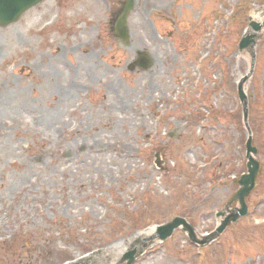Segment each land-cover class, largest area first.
Wrapping results in <instances>:
<instances>
[{
    "label": "rangeland",
    "instance_id": "rangeland-1",
    "mask_svg": "<svg viewBox=\"0 0 264 264\" xmlns=\"http://www.w3.org/2000/svg\"><path fill=\"white\" fill-rule=\"evenodd\" d=\"M124 1L43 0L0 26V264H126L176 216L203 239L247 172L250 132L248 214L202 246L178 228L133 264H264V27L243 83L251 130L238 96L264 0H135L121 43Z\"/></svg>",
    "mask_w": 264,
    "mask_h": 264
},
{
    "label": "water",
    "instance_id": "water-1",
    "mask_svg": "<svg viewBox=\"0 0 264 264\" xmlns=\"http://www.w3.org/2000/svg\"><path fill=\"white\" fill-rule=\"evenodd\" d=\"M42 0H0V26H7L18 21L21 16L28 11L30 8L39 4ZM135 5V0H126L123 4V7L120 10L118 17L114 21L113 30L115 35L123 42H127L130 38V28L128 25V15ZM264 27V21L258 22L256 20H251L249 33L243 36L240 41L239 47L241 50H248L252 56V68L250 74H248L245 79L239 84V98L243 104L244 110V122L246 126H249V98L243 88V83L246 81L252 74V71L256 63V43L257 39L260 37L262 28ZM134 64H140L144 67L149 66V53L145 51L144 53H138L137 60ZM249 130L250 127H248ZM247 168L248 172L242 174L241 178H237L236 181L239 183L240 188L235 193L231 201L226 207V210H221L217 213L218 217H223L220 222V225L216 228L215 231L206 235L203 239H200L196 233L195 227L184 217L176 216L172 221L158 226L155 234L150 236L147 239H141L139 245H134L128 252L123 256V261H126V264H133L137 257L144 253L145 249L151 245L154 240L164 241L170 236L173 235L174 231L182 227L190 237V239L201 245H206L209 242L213 241L220 234L223 233L225 228L240 219L241 217L248 214L249 208L246 202V198L251 194L254 188L257 185V178L261 170V163L255 157V154L258 152V148L253 145V137L250 132L249 139L247 141ZM158 156V154H157ZM238 200L240 207L231 208L232 204ZM140 240V239H138ZM66 264H78L75 262H70Z\"/></svg>",
    "mask_w": 264,
    "mask_h": 264
},
{
    "label": "bare ground",
    "instance_id": "bare-ground-1",
    "mask_svg": "<svg viewBox=\"0 0 264 264\" xmlns=\"http://www.w3.org/2000/svg\"><path fill=\"white\" fill-rule=\"evenodd\" d=\"M253 17H254V19H256V21H258V22H263V20H264V13H256L255 15H253ZM154 233H155V228H154V227L145 230V232H143L142 235H140V236L138 237V239H140V240L135 241L133 244H137V245H139V244H140L139 241H141V239H147V238H149L150 236H152ZM90 259H91V258H90ZM90 259L85 260V262L90 261Z\"/></svg>",
    "mask_w": 264,
    "mask_h": 264
}]
</instances>
